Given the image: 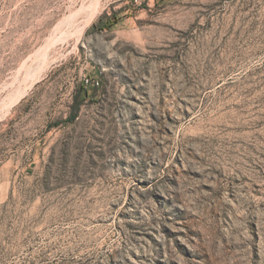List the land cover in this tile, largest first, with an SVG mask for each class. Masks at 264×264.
Listing matches in <instances>:
<instances>
[{"label":"rangeland","instance_id":"obj_1","mask_svg":"<svg viewBox=\"0 0 264 264\" xmlns=\"http://www.w3.org/2000/svg\"><path fill=\"white\" fill-rule=\"evenodd\" d=\"M0 264H264V0H0Z\"/></svg>","mask_w":264,"mask_h":264},{"label":"trees","instance_id":"obj_2","mask_svg":"<svg viewBox=\"0 0 264 264\" xmlns=\"http://www.w3.org/2000/svg\"><path fill=\"white\" fill-rule=\"evenodd\" d=\"M113 24H109L108 27H111ZM99 82V81H98ZM96 82H93V80L89 79V78H85L82 81V87H80V89L77 90V93L75 95V105L72 106V112L70 114L69 119L71 121L75 120L76 117L78 116L77 111L79 109L80 103L83 102L88 96H89V91H88V87L92 84H94V88H99V86H97L95 84ZM100 84V82H99Z\"/></svg>","mask_w":264,"mask_h":264}]
</instances>
